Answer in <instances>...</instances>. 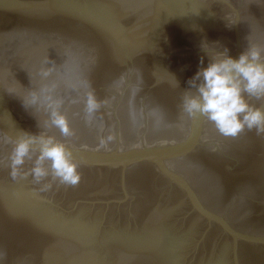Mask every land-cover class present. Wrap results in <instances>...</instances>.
Segmentation results:
<instances>
[{
  "label": "water",
  "instance_id": "1",
  "mask_svg": "<svg viewBox=\"0 0 264 264\" xmlns=\"http://www.w3.org/2000/svg\"><path fill=\"white\" fill-rule=\"evenodd\" d=\"M247 45L264 0H0V264H264V134L182 110L187 80ZM41 88L72 135L25 108ZM23 134L64 143L79 183L14 181Z\"/></svg>",
  "mask_w": 264,
  "mask_h": 264
},
{
  "label": "clouds",
  "instance_id": "2",
  "mask_svg": "<svg viewBox=\"0 0 264 264\" xmlns=\"http://www.w3.org/2000/svg\"><path fill=\"white\" fill-rule=\"evenodd\" d=\"M264 48L247 45L233 58L227 49L217 53L218 58L209 60L206 67L200 68L190 79L182 99V110L189 117H203L214 124L215 129L224 137H237L245 130H255L257 135L264 134V109L254 106L250 99L264 100ZM53 69H42L40 75L48 77ZM48 89L31 93L25 108L43 104L49 111L50 123L58 128L62 136L72 135L67 118L60 111V101H53L47 95ZM84 111L89 118L100 107L94 94L85 95ZM38 137V140H37ZM38 142V150L33 144ZM38 151L33 166L27 173L21 172L26 160H33V152ZM10 176L15 181L31 175L32 182L40 185L39 192L52 188L48 182L75 187L80 179L79 164L65 144L53 136L23 134L15 140L9 154Z\"/></svg>",
  "mask_w": 264,
  "mask_h": 264
}]
</instances>
